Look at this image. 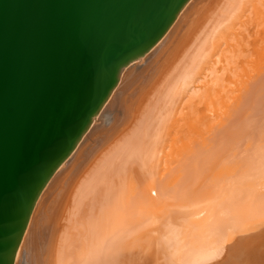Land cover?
<instances>
[{"label": "bare ground", "instance_id": "obj_1", "mask_svg": "<svg viewBox=\"0 0 264 264\" xmlns=\"http://www.w3.org/2000/svg\"><path fill=\"white\" fill-rule=\"evenodd\" d=\"M14 264H264V0H188L48 178Z\"/></svg>", "mask_w": 264, "mask_h": 264}, {"label": "water", "instance_id": "obj_2", "mask_svg": "<svg viewBox=\"0 0 264 264\" xmlns=\"http://www.w3.org/2000/svg\"><path fill=\"white\" fill-rule=\"evenodd\" d=\"M188 0H0V264L124 68Z\"/></svg>", "mask_w": 264, "mask_h": 264}, {"label": "rangeland", "instance_id": "obj_3", "mask_svg": "<svg viewBox=\"0 0 264 264\" xmlns=\"http://www.w3.org/2000/svg\"><path fill=\"white\" fill-rule=\"evenodd\" d=\"M189 20H190V17L187 16V18L184 19V24L187 23ZM251 27H252V26H251ZM183 28H185V27L183 26ZM180 31H182V29H181Z\"/></svg>", "mask_w": 264, "mask_h": 264}]
</instances>
